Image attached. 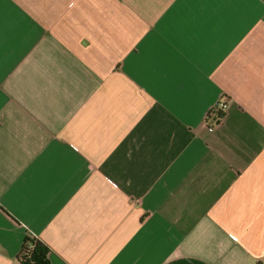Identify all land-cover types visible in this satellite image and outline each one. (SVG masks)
I'll use <instances>...</instances> for the list:
<instances>
[{
	"label": "crops",
	"instance_id": "1",
	"mask_svg": "<svg viewBox=\"0 0 264 264\" xmlns=\"http://www.w3.org/2000/svg\"><path fill=\"white\" fill-rule=\"evenodd\" d=\"M0 19V264L26 235L52 264H264V0Z\"/></svg>",
	"mask_w": 264,
	"mask_h": 264
},
{
	"label": "trees",
	"instance_id": "2",
	"mask_svg": "<svg viewBox=\"0 0 264 264\" xmlns=\"http://www.w3.org/2000/svg\"><path fill=\"white\" fill-rule=\"evenodd\" d=\"M49 251L50 247L43 239L26 235L17 259L19 264H52Z\"/></svg>",
	"mask_w": 264,
	"mask_h": 264
},
{
	"label": "built area",
	"instance_id": "3",
	"mask_svg": "<svg viewBox=\"0 0 264 264\" xmlns=\"http://www.w3.org/2000/svg\"><path fill=\"white\" fill-rule=\"evenodd\" d=\"M228 107V101L225 98L219 99L205 119L207 125H216L221 121Z\"/></svg>",
	"mask_w": 264,
	"mask_h": 264
},
{
	"label": "snow or ice",
	"instance_id": "4",
	"mask_svg": "<svg viewBox=\"0 0 264 264\" xmlns=\"http://www.w3.org/2000/svg\"><path fill=\"white\" fill-rule=\"evenodd\" d=\"M0 27H2V19H0Z\"/></svg>",
	"mask_w": 264,
	"mask_h": 264
}]
</instances>
